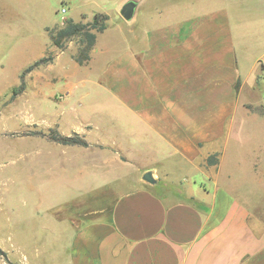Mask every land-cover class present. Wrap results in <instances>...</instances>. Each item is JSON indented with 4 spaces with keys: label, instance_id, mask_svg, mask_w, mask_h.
<instances>
[{
    "label": "rangeland",
    "instance_id": "1",
    "mask_svg": "<svg viewBox=\"0 0 264 264\" xmlns=\"http://www.w3.org/2000/svg\"><path fill=\"white\" fill-rule=\"evenodd\" d=\"M129 1L138 3L132 20L121 14ZM230 2L242 3L233 10L237 16H233V28L239 68L246 79L242 97L230 121L227 140L204 147L202 155L215 151L187 163L182 154L172 155V146L157 135H143L140 122L127 112L122 100L114 98L100 70L107 58L138 55L148 31L217 6L228 9ZM252 3L253 0H0V264H46L49 257L66 264L69 258L68 246L76 231L56 219L70 210V198L78 193L73 189V178H88L87 171L80 174L82 168L75 165L85 163L79 156L93 153L94 149L53 141L49 138L51 128L64 135H73L79 129V134L90 142L101 137L108 144L103 148H110L105 153L136 165L163 160L171 166V173L170 182L162 178L157 187L162 192L186 198L191 188L199 196L201 190L213 192L219 186L250 211L253 224L264 228V16L243 21L239 18L240 13L251 9L248 4ZM63 7L69 9L68 13H62ZM236 9H240L239 16ZM97 12L109 15L108 27L97 31L91 59L80 65L75 56L81 37L67 39L61 48L53 43L50 33L68 18L91 22ZM41 58L46 62L26 75L25 90L13 97L22 72ZM93 122L100 129L92 135ZM83 129L87 133H82ZM146 137L151 139L146 146L162 147V153L142 161L131 157L137 153L134 147H142L141 139ZM213 154H217L218 163L208 165L206 160ZM136 165L132 167L134 171L138 169ZM132 168L116 167L123 174ZM49 264H56L55 260Z\"/></svg>",
    "mask_w": 264,
    "mask_h": 264
},
{
    "label": "crops",
    "instance_id": "2",
    "mask_svg": "<svg viewBox=\"0 0 264 264\" xmlns=\"http://www.w3.org/2000/svg\"><path fill=\"white\" fill-rule=\"evenodd\" d=\"M241 4L230 2L228 9L217 6L150 30L138 55L107 58L100 70L114 98L140 122L143 135H157L187 163L215 151L202 155L204 147L227 140L238 110L246 79L239 68L233 10ZM248 5L242 15L236 9L241 21L264 16V2ZM92 126L93 135L100 128ZM150 140L142 138L131 157L142 161L162 153V147L146 146ZM88 142L93 153H81L85 163L75 164L88 178H73L78 193L70 198V210L56 219L76 231L66 264H264V228L253 224L250 211L221 187L203 189L199 196L191 188L186 198L162 192L157 187L162 178L170 182L171 173L163 160L136 165L105 153L110 148H103L108 144L101 137ZM120 166L132 169L123 174L116 169ZM147 170L155 172L156 184L142 179Z\"/></svg>",
    "mask_w": 264,
    "mask_h": 264
},
{
    "label": "trees",
    "instance_id": "3",
    "mask_svg": "<svg viewBox=\"0 0 264 264\" xmlns=\"http://www.w3.org/2000/svg\"><path fill=\"white\" fill-rule=\"evenodd\" d=\"M107 19L109 15L103 12H97L93 21L91 22H77L73 18H68L64 21L63 26L55 27L51 31V39L58 47H64V42L74 36H80V50L78 55L75 56L76 61L83 65L91 59V51L97 41V31H103L108 27ZM46 58H41L27 67L21 74V83L13 89V97L22 93L26 88L25 77L28 73L36 67L44 64ZM49 138L63 145H80L89 147L90 143L81 136L79 133L74 132L73 135H64L59 130L51 128ZM217 154H213L207 158L208 165H215L218 163Z\"/></svg>",
    "mask_w": 264,
    "mask_h": 264
},
{
    "label": "water",
    "instance_id": "4",
    "mask_svg": "<svg viewBox=\"0 0 264 264\" xmlns=\"http://www.w3.org/2000/svg\"><path fill=\"white\" fill-rule=\"evenodd\" d=\"M137 5L138 3L135 1H129L125 3L121 9L122 16L127 20L132 19L135 14ZM142 179L152 185L158 182V178L153 170H147L146 172H144V174L142 175Z\"/></svg>",
    "mask_w": 264,
    "mask_h": 264
},
{
    "label": "built area",
    "instance_id": "5",
    "mask_svg": "<svg viewBox=\"0 0 264 264\" xmlns=\"http://www.w3.org/2000/svg\"><path fill=\"white\" fill-rule=\"evenodd\" d=\"M62 13H67V8L66 7L62 8Z\"/></svg>",
    "mask_w": 264,
    "mask_h": 264
}]
</instances>
